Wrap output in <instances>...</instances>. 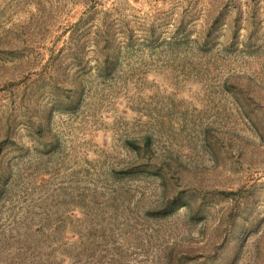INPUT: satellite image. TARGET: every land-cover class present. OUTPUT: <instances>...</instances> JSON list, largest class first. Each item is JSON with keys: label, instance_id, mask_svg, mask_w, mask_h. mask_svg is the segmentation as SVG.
<instances>
[{"label": "rangeland", "instance_id": "374dc122", "mask_svg": "<svg viewBox=\"0 0 264 264\" xmlns=\"http://www.w3.org/2000/svg\"><path fill=\"white\" fill-rule=\"evenodd\" d=\"M0 247L264 264V0H0Z\"/></svg>", "mask_w": 264, "mask_h": 264}, {"label": "trees", "instance_id": "16d2710c", "mask_svg": "<svg viewBox=\"0 0 264 264\" xmlns=\"http://www.w3.org/2000/svg\"><path fill=\"white\" fill-rule=\"evenodd\" d=\"M110 41H112V40L108 36L105 37V39H104L105 43H104V46L102 48L108 50L109 49V45L108 44H109ZM129 147L138 156L144 154V158L148 162V163H145V164H149V165L152 166L153 163L150 162L151 161L150 157L153 158L152 155H151V153L153 152L152 151V147H153L152 136H150V135L147 136V138L145 140H142V139H139V138H134L133 140L129 141ZM137 168H138V166L134 165V166H132L130 168L122 169L121 171H115V174H131V173H135ZM13 220H14L13 217H4V218L2 217V221H3L2 222V238L6 237L7 231L13 230V228H14V225H12V224H14ZM2 238H1V240H2ZM11 247L14 248L13 246H11ZM0 264H3L2 261H1ZM10 264H14V260L13 259H12Z\"/></svg>", "mask_w": 264, "mask_h": 264}]
</instances>
